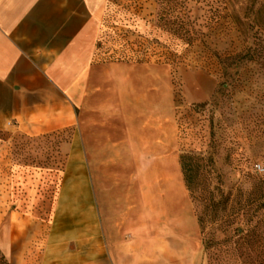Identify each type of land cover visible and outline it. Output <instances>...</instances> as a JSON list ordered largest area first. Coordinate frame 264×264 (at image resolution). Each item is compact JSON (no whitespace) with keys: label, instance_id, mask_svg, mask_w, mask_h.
<instances>
[{"label":"rangeland","instance_id":"1","mask_svg":"<svg viewBox=\"0 0 264 264\" xmlns=\"http://www.w3.org/2000/svg\"><path fill=\"white\" fill-rule=\"evenodd\" d=\"M263 24L264 0H107L74 131L0 132V251L7 225L40 248L72 134L107 232L151 264H264V61L241 58Z\"/></svg>","mask_w":264,"mask_h":264},{"label":"crops","instance_id":"2","mask_svg":"<svg viewBox=\"0 0 264 264\" xmlns=\"http://www.w3.org/2000/svg\"><path fill=\"white\" fill-rule=\"evenodd\" d=\"M107 0H0V132L28 136L74 131L87 91ZM68 147L40 248L31 229L2 235L12 264H151L143 241L107 232L76 135ZM12 226V225H11ZM10 232V231H9ZM3 233V232H2ZM161 253H155L160 263Z\"/></svg>","mask_w":264,"mask_h":264},{"label":"trees","instance_id":"3","mask_svg":"<svg viewBox=\"0 0 264 264\" xmlns=\"http://www.w3.org/2000/svg\"><path fill=\"white\" fill-rule=\"evenodd\" d=\"M261 32L257 37L258 47H249L241 58L246 61L261 60L264 61V24L261 25ZM255 43V41H253ZM179 163L183 175L185 185L189 191L194 188L196 173L193 168V157L190 155H181L179 158ZM0 264H10L5 255L0 251Z\"/></svg>","mask_w":264,"mask_h":264},{"label":"built area","instance_id":"4","mask_svg":"<svg viewBox=\"0 0 264 264\" xmlns=\"http://www.w3.org/2000/svg\"><path fill=\"white\" fill-rule=\"evenodd\" d=\"M256 169H257L258 171H261V170H262L260 165H256Z\"/></svg>","mask_w":264,"mask_h":264}]
</instances>
